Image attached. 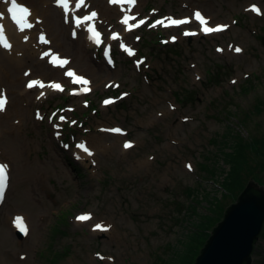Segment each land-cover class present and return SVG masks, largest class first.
<instances>
[{
    "label": "rangeland",
    "instance_id": "obj_1",
    "mask_svg": "<svg viewBox=\"0 0 264 264\" xmlns=\"http://www.w3.org/2000/svg\"><path fill=\"white\" fill-rule=\"evenodd\" d=\"M89 1L82 12L96 9L100 28L115 29L117 11L105 9L104 0ZM254 4L260 14L250 10ZM133 9L147 22L128 35L138 49L132 57L115 42L85 49L83 36H70V22L61 17L56 28L65 30L59 42L40 48L71 57L76 71L92 81L89 96L61 91L32 103L38 94L22 91L27 78L68 84L60 71L34 60L10 74L18 84L0 82L10 100L24 98L18 111L11 104L0 113V159L10 167L0 208V264H181L189 241L211 231L221 209L241 192L239 186L220 190L211 178L221 183L223 169L227 172L221 160L227 139L264 137V0H137ZM193 9L228 27L188 37L178 28L150 27L156 16L190 15ZM35 32L49 34L45 27ZM170 33L177 34L175 42L168 40ZM38 52L33 59L44 60ZM106 54L115 67L106 64ZM108 81L118 85L105 87ZM106 95L116 102L104 109ZM10 126L24 139L21 154L18 144L6 146ZM109 126L125 134L115 140ZM82 137L96 148L94 158L80 160L74 153ZM123 140L135 146L124 152ZM249 154L250 169L240 185L253 179L264 184V172ZM211 169L218 170L216 176ZM188 187L195 193L190 197ZM84 214L90 219H76ZM16 217L27 220L29 236L12 233ZM252 260L264 264V223Z\"/></svg>",
    "mask_w": 264,
    "mask_h": 264
},
{
    "label": "bare ground",
    "instance_id": "obj_2",
    "mask_svg": "<svg viewBox=\"0 0 264 264\" xmlns=\"http://www.w3.org/2000/svg\"><path fill=\"white\" fill-rule=\"evenodd\" d=\"M73 1L74 0H72V3H73ZM18 2L21 3L23 6L29 8L31 11V16L28 18V20L33 26L31 28H25L23 31H20L19 26L10 18L9 13L7 12V8L9 6V4L6 2V0H0V13H3V16L0 17V25L3 26L4 35L7 38L8 43L11 45L10 49H5L4 47L0 46V82L6 81L10 87H13V85L19 83V79L14 81L13 78L10 77V74L13 73L17 68H22L23 66H25V63L28 61L34 60L35 64H41L42 66L47 67L48 69L56 71V72L60 71L59 68H53V67L45 64V60L37 59V56H36V59H33V55H35L37 51L40 52L41 51L40 48L43 46V43H39L37 41V39L36 40L33 39V33L35 31H37L40 27H45L49 31V34L46 35L47 43L56 44V41L59 42V36L61 35V32L65 30V28H64V30H62V29L58 30L59 27L56 28L57 27V20L60 17L61 18L63 16L65 17V14L62 11L61 7H58L55 4V0H18ZM89 3H90L89 0H84V3L81 6V8H76L74 5H70L69 16L71 15V13L75 14L74 11L83 10ZM104 6H105V9L111 8V9H114L116 11L119 10L118 6L107 4V0H104ZM135 6H137V4ZM96 13H98V11ZM103 15H106V12H103ZM69 16H68V18L70 19ZM117 18H118V20L116 22V26H115L116 28L114 30L120 31L118 38H121L122 36L126 37L130 31L124 30V24L121 23V19H120V13L117 15ZM69 19H68L67 23L69 24V22H71L70 23V30H71V28H76L77 30L81 31L80 35L83 36V42L85 44L84 48L85 49L96 48V46L86 37L85 23L82 22L79 26H77V25L75 26L72 24V20L71 19L69 20ZM95 20H96L97 25L99 26V23H100L99 13H98V16ZM59 26H61V25L59 24ZM38 33H40V32H37V34ZM197 33H200V32H197ZM108 34H109V31L106 33L107 36H106L105 42H112V40H110L108 38ZM78 36H79V34H78ZM25 37H27V40L25 39ZM30 38H32V39L30 40ZM39 52L37 53V55L39 54ZM79 53H80V55H82L83 50H80ZM75 56H77V55H75ZM72 63H74V61L70 57L69 61H68V65L73 67ZM112 64H114V63H112ZM37 67H39V66L37 65ZM109 67H111V66H109ZM4 68L7 69L6 72H4L2 70ZM74 71L76 73H78V71H76V69ZM80 77H82V76L80 75ZM88 79L91 81L90 78H88ZM88 86L91 87L90 92H89V94H91L92 90L94 89L92 81L89 83ZM73 87L75 89H79L81 87V85L78 87H76V86H73ZM33 89H35V88H33ZM33 89L28 90L26 87H23L22 91L24 93L28 94ZM37 91H38L37 92L38 95L35 97V99H34V97H32V103L40 100L41 97H43V95H45L47 93H52V94L55 93L54 92L55 90H53L51 88V86L48 85L47 82H46V85L42 89H38ZM41 93H43V95H41ZM22 100H24L23 97L22 98L19 97V99L15 98L14 100H10V98H8L7 104L5 106V110L3 112H6L8 106H11V104L12 105L14 104V106L17 107V111H18L19 105L21 104ZM115 102L116 101H114L112 103H115ZM37 103H39V101ZM112 103H111V105H108L107 107L103 106L104 109L112 106ZM20 113H22L21 110H20ZM39 117H40V115H39ZM108 128H110V126ZM108 128L106 130L107 132H108ZM0 134H1V128H0ZM8 134H9V136L6 139V141H7L6 146L17 147V144H18L17 151L19 154H21L22 151L26 150L25 144L22 143V141H24V139L19 136V133L15 127L10 126ZM108 135L113 137L115 140H117V138L120 137L119 135H111V134H108ZM99 141H101V140L99 139ZM87 142L88 141H86V138L82 137V138H80V142H78L76 144V146H74V148H73L74 153L76 154V156L80 160H89V159H91V157L94 158V156L96 155V148L93 146H88ZM81 144L85 145L86 147L91 148V151H90L91 155L87 154V152H85L82 148L78 147V145H81ZM114 145H117L116 141L114 142ZM134 146L132 145L131 148H133ZM121 150L125 152L127 149H124L123 146H121ZM8 190H9V186L7 188V191L5 192L6 195H7ZM5 198H6V196H5ZM3 200H5V199L3 198ZM3 200L0 204V208L2 207V205L4 203ZM14 219H12V220H14ZM26 224L28 227V231H27L26 235L29 236L30 229H29V224H28L27 220H26ZM107 230H106V233H108ZM11 231H12V233L17 234V229L14 227V225L12 226ZM96 233H99V232H96ZM20 237L22 238V236H20ZM18 257H19V259H21L22 254H19Z\"/></svg>",
    "mask_w": 264,
    "mask_h": 264
},
{
    "label": "water",
    "instance_id": "obj_3",
    "mask_svg": "<svg viewBox=\"0 0 264 264\" xmlns=\"http://www.w3.org/2000/svg\"><path fill=\"white\" fill-rule=\"evenodd\" d=\"M264 223V184L249 180L223 211L193 264H252Z\"/></svg>",
    "mask_w": 264,
    "mask_h": 264
},
{
    "label": "snow or ice",
    "instance_id": "obj_4",
    "mask_svg": "<svg viewBox=\"0 0 264 264\" xmlns=\"http://www.w3.org/2000/svg\"><path fill=\"white\" fill-rule=\"evenodd\" d=\"M6 2L9 4V6L7 8V12L10 14L11 19L19 26L20 31H23L25 28H31L33 26L28 20V18L31 16V11L29 8L23 6L21 3L18 2V0H6ZM119 2H123V0H109L110 4H116ZM127 2L131 5V4L135 3V0H127ZM55 3L57 4L58 7L62 8V10L64 11V14H65V22H68V16H69L68 0H55ZM83 3H84V0H76L75 7L80 8L83 5ZM250 10L257 13V14H260V9L256 5H251ZM2 16H3V13H0V17H2ZM97 16H98V13H96L95 11H92L88 15L84 16L83 18L73 17V22L77 26H79L84 21L95 20L97 18ZM194 18L201 25V31H203L205 33L219 32V31H222L228 27L227 25H217L215 27L208 26V21L205 19V17L199 11L194 13ZM129 19H132V17H129L126 14L121 20V23L126 25V30H128V31H131L132 28L139 27L140 24L144 23V21L141 20L136 24H129ZM165 21H167V23H165ZM189 22L190 21L188 19L175 20L171 17H167L164 20L156 21L154 24L150 25V27H155L156 25H164L166 27L167 26H176V25L186 24ZM88 31H89V33L92 34V36H90V38H92L94 36L96 38L95 42L100 43V40H99L100 33L95 31V26L94 25L90 26L88 28ZM184 34L190 35V34H194V33L185 32ZM74 35H75V32H74ZM112 38L116 39L117 34H113ZM25 39L27 40V37H25ZM40 39L42 42L47 43V41L43 35L41 36ZM173 39H175V38H173ZM0 46L4 47L5 49L11 48V45L8 43L7 38L4 35V29H3L2 25H0ZM121 47L124 48L125 46L122 44ZM125 50L128 51L129 55L133 54L131 49L125 48ZM235 51L240 52L241 49L237 47V48H235ZM45 55H48V54L45 53ZM56 59H58V58L53 57V60H56ZM67 63H68L67 60H62L60 62V66H63L64 64H67ZM27 74L28 73H25V75H27ZM66 75H68L69 77H72V76H74V73L71 70H69L66 73ZM74 82L82 83L84 85H87L89 83L83 77H76ZM36 83H37L36 81H29L27 87L31 88ZM51 87H53L54 89H57V90H63L59 84H53V85H51ZM83 91H89V89L84 88ZM41 95H43V93H41ZM105 103L106 104L111 103V101L106 100ZM6 104H7V98L3 95L2 92H0V112H3L5 110ZM60 119L63 120L64 117H60ZM109 131H112L115 133H120L122 130L119 128H115V129H110ZM78 147L82 148L85 152H87L89 155H91V152L89 151V149L85 145L81 144V145H78ZM124 147L125 148L132 147L131 142H125ZM188 167L190 168L191 166L189 165ZM8 179H9L8 165L0 163V200L3 199L4 191L8 185ZM76 219L80 220V221H86V220L90 219V216L87 214H84V215L77 216ZM14 224L22 232L27 234V227H26V225H24L22 217H16L14 219ZM96 228L101 229L102 226L96 225ZM103 230H107V229L104 228ZM97 255H99V254H97ZM109 259H111V258H109Z\"/></svg>",
    "mask_w": 264,
    "mask_h": 264
},
{
    "label": "trees",
    "instance_id": "obj_5",
    "mask_svg": "<svg viewBox=\"0 0 264 264\" xmlns=\"http://www.w3.org/2000/svg\"><path fill=\"white\" fill-rule=\"evenodd\" d=\"M227 140H228L227 147H225L223 149V155H221V160H222L223 164H225L228 168L227 172L223 169V173H222L223 177H222L221 183L215 182L213 178H211V179L213 180L214 184L212 182H210V183L215 185L220 190H221V188H223V189H226V191L231 192L233 190H236V188L238 186H239L238 189H240V190L243 189L245 184H246V182H245L244 185H243V183L240 185V180L243 179L241 176L243 175L244 172H246V169L247 168L250 169L249 164H248V160L251 159L249 152L253 154V158H255V165L257 166V168H259L260 171L264 172V137L251 136L248 139L241 137L238 139L232 138V139H227ZM223 142L225 143V141H223ZM216 156H217V158L219 157L218 155H216ZM217 171H216V169H213V170L211 169V172H212L211 177L216 176ZM249 175L252 176L251 170L249 171ZM259 184H260V182H259ZM188 188L186 190L187 191L186 193H187V197H190V196L194 195L195 193L193 192L192 188H189V189ZM223 211H224V209L223 210L221 209L220 220L222 219ZM193 213L194 212H191V214H193ZM207 215L208 214H206V216H204V217L207 218ZM216 223H217V221H216ZM205 225H206V220H205ZM205 225H204V228H205ZM213 226L212 227L209 226V227H211V229H212ZM207 229H208V227H207ZM210 232L211 231H208V233L205 235L204 234H197L196 236L201 237V239H196L193 237L189 241L188 247H187V252H186V253H188L187 254L188 256L185 257L186 253L183 255V260H182L181 264H193L195 257L192 258V255L194 253L198 254L200 252V249L204 245V243L206 242Z\"/></svg>",
    "mask_w": 264,
    "mask_h": 264
}]
</instances>
